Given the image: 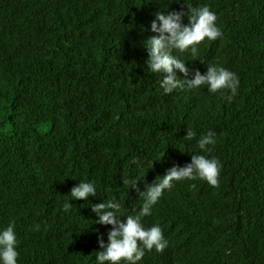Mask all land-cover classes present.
<instances>
[{"label": "trees", "instance_id": "16d2710c", "mask_svg": "<svg viewBox=\"0 0 264 264\" xmlns=\"http://www.w3.org/2000/svg\"><path fill=\"white\" fill-rule=\"evenodd\" d=\"M185 2L208 4L222 36L196 56L175 54L190 72L207 63L235 72L231 101L205 85L164 94L144 41L113 21L117 0H0V226L14 221L18 264H96L110 226L91 204L115 198L122 212L138 210L128 178L144 176L142 191L192 153L219 160L218 183L185 179L163 192L142 223L159 224L168 245L138 264H264V0ZM170 3L188 11L184 0L160 11ZM208 131L216 142L202 152L196 140ZM79 180L96 196L71 200Z\"/></svg>", "mask_w": 264, "mask_h": 264}, {"label": "clouds", "instance_id": "9594fccd", "mask_svg": "<svg viewBox=\"0 0 264 264\" xmlns=\"http://www.w3.org/2000/svg\"><path fill=\"white\" fill-rule=\"evenodd\" d=\"M126 0H117L113 8V21L120 24L122 28H131V37L138 41H144L147 57L144 63L146 69L152 73H159L161 79L159 87L164 94L173 90L186 87L198 89L205 85L209 93L227 90L228 95L224 97L231 101L239 87V78L235 72L218 64L207 63L206 70L201 73L199 69H192L186 65L184 59L175 53L189 52L192 56L197 54V45L204 41L216 40L222 36L220 28L216 24V13L210 10L208 4L196 7L187 5L177 8V4L170 3L167 10L160 11V3L165 0H148L142 4L127 9L124 5ZM180 3V0H175ZM160 8L159 10H156ZM169 8V9H168ZM165 9V8H163ZM125 10L128 15L122 19L121 11ZM187 23H183L184 17ZM142 32V40L133 37L132 33ZM141 42V43H142ZM177 71L182 74L178 79ZM190 77V78H189ZM184 135L185 140H192L196 133L191 126H187ZM215 132L208 131L196 140V144L202 152H210L214 145ZM185 161V158L181 160ZM151 162V167H152ZM173 165L166 169L163 175H158L154 182L145 184L141 191L138 181L143 178L134 176L126 181L127 187L137 191L141 203L138 210L132 213L121 211V202L115 198L91 204V211L97 217L96 223L109 225L106 233V241L100 235L97 236V244L100 251H96V264H138L145 251L155 249L162 251L168 245L159 224L145 227L142 217L151 214L153 206L157 203L165 190L173 187L174 182L185 179L200 178L211 186L218 183V175L221 168L219 160L205 154L192 153L190 161L183 165H177L173 158ZM150 167V168H151ZM68 196L73 199H85L96 196V186L92 181L79 180L71 187ZM72 207L69 200H65L61 208L68 211ZM35 227H39L36 225ZM18 240L15 232L14 221L9 220L6 226H0V264H18L19 253L17 251Z\"/></svg>", "mask_w": 264, "mask_h": 264}]
</instances>
